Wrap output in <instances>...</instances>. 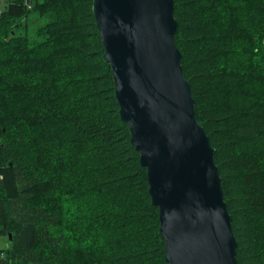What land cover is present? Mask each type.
Wrapping results in <instances>:
<instances>
[{"label":"trees","instance_id":"16d2710c","mask_svg":"<svg viewBox=\"0 0 264 264\" xmlns=\"http://www.w3.org/2000/svg\"><path fill=\"white\" fill-rule=\"evenodd\" d=\"M93 6L0 0V264H168ZM174 7L238 263L264 264V0Z\"/></svg>","mask_w":264,"mask_h":264},{"label":"water","instance_id":"95a60500","mask_svg":"<svg viewBox=\"0 0 264 264\" xmlns=\"http://www.w3.org/2000/svg\"><path fill=\"white\" fill-rule=\"evenodd\" d=\"M93 10L120 117L159 210L167 263L239 264L215 149L176 43L174 0H94Z\"/></svg>","mask_w":264,"mask_h":264},{"label":"rangeland","instance_id":"374dc122","mask_svg":"<svg viewBox=\"0 0 264 264\" xmlns=\"http://www.w3.org/2000/svg\"><path fill=\"white\" fill-rule=\"evenodd\" d=\"M7 247V241L5 238H0V250Z\"/></svg>","mask_w":264,"mask_h":264}]
</instances>
